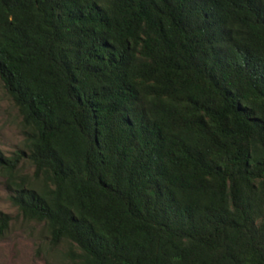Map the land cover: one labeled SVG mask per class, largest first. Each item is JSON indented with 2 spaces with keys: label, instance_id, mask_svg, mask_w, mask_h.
Instances as JSON below:
<instances>
[{
  "label": "trees",
  "instance_id": "trees-1",
  "mask_svg": "<svg viewBox=\"0 0 264 264\" xmlns=\"http://www.w3.org/2000/svg\"><path fill=\"white\" fill-rule=\"evenodd\" d=\"M0 81L63 263L264 264V0H0Z\"/></svg>",
  "mask_w": 264,
  "mask_h": 264
},
{
  "label": "rangeland",
  "instance_id": "rangeland-1",
  "mask_svg": "<svg viewBox=\"0 0 264 264\" xmlns=\"http://www.w3.org/2000/svg\"><path fill=\"white\" fill-rule=\"evenodd\" d=\"M21 117L8 98L0 81V151L7 156L23 146ZM26 172H31L29 165ZM4 179L0 177V212L12 216L8 232L0 238V264H65L60 259V248L52 250L47 244L43 225L23 219L10 201Z\"/></svg>",
  "mask_w": 264,
  "mask_h": 264
}]
</instances>
